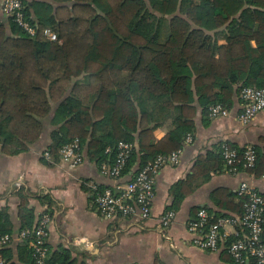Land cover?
I'll return each instance as SVG.
<instances>
[{
    "label": "trees",
    "instance_id": "trees-1",
    "mask_svg": "<svg viewBox=\"0 0 264 264\" xmlns=\"http://www.w3.org/2000/svg\"><path fill=\"white\" fill-rule=\"evenodd\" d=\"M22 2L33 35L10 17L0 23V152L5 155L26 152L42 136L43 120L56 104L48 153L60 157L61 148L78 139L100 167L112 164L119 141L136 143L122 172L128 182L157 156L182 148L193 135L197 107L208 116L213 105L230 110L243 87L264 89V0ZM46 29L56 40L44 35ZM162 126L168 131L156 142L154 132ZM224 144L237 155L231 170L223 162ZM253 147L256 160L248 168L244 147L227 142L218 143L211 156H200L191 174L172 186L173 201L164 213L175 215L195 181L209 179L220 165L229 173L261 178L264 146ZM209 200L210 223L242 215L244 199L236 191L217 188ZM18 216L19 231L36 224L24 207ZM8 222L6 209H0L1 235H13L5 228ZM0 256L10 264H34L28 241L15 249L0 247ZM48 260L74 264L65 255L49 253ZM228 263L234 264L230 256Z\"/></svg>",
    "mask_w": 264,
    "mask_h": 264
},
{
    "label": "crops",
    "instance_id": "crops-1",
    "mask_svg": "<svg viewBox=\"0 0 264 264\" xmlns=\"http://www.w3.org/2000/svg\"><path fill=\"white\" fill-rule=\"evenodd\" d=\"M22 1L31 6L37 0ZM5 17L0 8V23H5ZM223 36L218 44L224 42ZM56 109L57 105L53 104L43 120L42 136L26 152L15 156L0 152V209L7 211V230L13 235L18 233V215L24 207L31 211L35 223L42 212H50L47 239L50 255H65L74 264H229L226 244L234 237L235 228H223L218 250L210 252L192 244L194 235L187 230V224L199 208H207L212 213L209 196L217 188L234 193L241 182H248L264 196L262 178L244 171L229 173L220 165L209 179L201 177L195 181V190L181 202L168 229H160L158 219L173 201L172 186L191 174L200 156H211L218 143L227 142L233 148L264 146V112L243 124L238 119L239 98H235L225 118L211 119L197 107L190 142L184 139L176 164L161 168L155 178L150 219L138 224L128 217L109 219L96 207L95 199L100 190H114L117 185L126 183V177L116 181L102 175L99 165L89 159L83 146H80L83 163L73 170L60 157L54 158L48 153ZM167 131V126L158 128L154 132L155 141H161ZM134 147L137 148L136 143ZM16 245L17 242L12 244L14 249Z\"/></svg>",
    "mask_w": 264,
    "mask_h": 264
},
{
    "label": "built area",
    "instance_id": "built-area-1",
    "mask_svg": "<svg viewBox=\"0 0 264 264\" xmlns=\"http://www.w3.org/2000/svg\"><path fill=\"white\" fill-rule=\"evenodd\" d=\"M0 8L6 17H10L21 29L29 35L35 33L34 28L24 17L25 6L22 0H1ZM50 40H56V35L49 29L43 31ZM242 111L238 119L243 124L251 122L258 114L264 112V89L255 87H243L240 91ZM229 111L221 105L209 107L208 117L211 119L225 118ZM190 142V138H186ZM134 146L125 141H119L115 147V157L111 165L103 163L99 169L102 175L113 180L122 179V172L132 154ZM222 158L224 165L229 169L237 161L234 149L222 145ZM111 149H106L109 153ZM180 150L173 152L167 157L157 156L144 165L131 181L124 185H117L114 190L107 189L97 194L95 202L99 212L111 219L114 217H128L138 224L145 223L150 219L152 202L155 194V178L161 168L166 164L178 162ZM46 156L48 154L46 153ZM60 158L71 170L83 163L78 139H74L60 150ZM244 167H253L256 160V151L252 145L244 146ZM264 180V173L261 177ZM239 198H243V212L240 216H224L210 223L211 214L206 208H200L191 221L187 224V230L194 235L192 244L205 251L215 252L221 241V230L226 226L235 228L232 241L226 246V251L234 264H264V242L262 240L264 222V197L248 182H241L236 190ZM174 213L167 212L158 219L159 228L163 231L168 229L174 220ZM51 214L42 212L34 227L22 229L18 233L0 234V247H7L14 242L28 241L32 250L34 264H53L49 262V248L47 239ZM0 264H10L0 256ZM137 264V263H134Z\"/></svg>",
    "mask_w": 264,
    "mask_h": 264
},
{
    "label": "bare ground",
    "instance_id": "bare-ground-1",
    "mask_svg": "<svg viewBox=\"0 0 264 264\" xmlns=\"http://www.w3.org/2000/svg\"><path fill=\"white\" fill-rule=\"evenodd\" d=\"M85 149V148H84Z\"/></svg>",
    "mask_w": 264,
    "mask_h": 264
}]
</instances>
